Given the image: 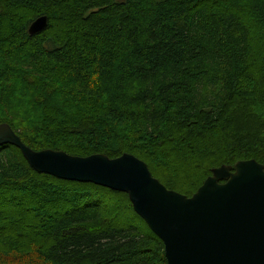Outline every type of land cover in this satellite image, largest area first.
I'll use <instances>...</instances> for the list:
<instances>
[{
    "label": "trees",
    "instance_id": "trees-1",
    "mask_svg": "<svg viewBox=\"0 0 264 264\" xmlns=\"http://www.w3.org/2000/svg\"><path fill=\"white\" fill-rule=\"evenodd\" d=\"M0 124L34 151L131 154L188 198L215 168L264 165V0H0ZM0 264L168 262L127 194L4 145Z\"/></svg>",
    "mask_w": 264,
    "mask_h": 264
},
{
    "label": "water",
    "instance_id": "water-1",
    "mask_svg": "<svg viewBox=\"0 0 264 264\" xmlns=\"http://www.w3.org/2000/svg\"><path fill=\"white\" fill-rule=\"evenodd\" d=\"M47 27L48 17L40 16L29 35ZM4 145L19 148L38 173L127 194L134 211L163 241L168 264H264V165L256 160L215 168L188 198L169 190L131 154L111 159L34 151L8 124H0Z\"/></svg>",
    "mask_w": 264,
    "mask_h": 264
},
{
    "label": "bare ground",
    "instance_id": "bare-ground-1",
    "mask_svg": "<svg viewBox=\"0 0 264 264\" xmlns=\"http://www.w3.org/2000/svg\"><path fill=\"white\" fill-rule=\"evenodd\" d=\"M29 32V31H28ZM213 171V170H212ZM166 254V253H165ZM167 259V258H166Z\"/></svg>",
    "mask_w": 264,
    "mask_h": 264
}]
</instances>
